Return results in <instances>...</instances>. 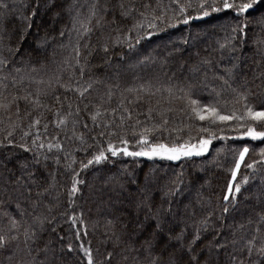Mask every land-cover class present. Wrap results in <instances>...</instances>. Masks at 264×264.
Returning a JSON list of instances; mask_svg holds the SVG:
<instances>
[{"label": "trees", "instance_id": "obj_1", "mask_svg": "<svg viewBox=\"0 0 264 264\" xmlns=\"http://www.w3.org/2000/svg\"><path fill=\"white\" fill-rule=\"evenodd\" d=\"M185 2L39 0L32 16L37 0H0L7 5L0 8V51L11 61L0 72V77H7L0 81V103L8 104L0 108V141L4 144L0 146V234L18 237L0 248V264H31L33 258L34 264H87L83 249H90L94 264H108L109 253L110 264L146 262L148 253L137 250L152 227L146 226L143 232L137 227L147 211L138 210L137 205L150 195L153 210L162 203L167 208L169 201L161 197L181 182V190L170 198L175 220L169 216L166 229L171 226L173 235L184 229L187 243L201 228L195 248L203 250L202 261L211 245L212 264H233V256L235 264H264V258L241 251L253 236L257 237V247L264 237V138L243 136L249 124L257 131H264V124L251 120L213 122L211 118L201 121L193 111V107L211 105L222 115L235 112L240 116L246 104L264 109V45L258 44L264 40V31L250 26L246 43L241 46L238 40L232 41L236 46L233 50L227 44L235 35L232 27L239 23L233 14H213L184 24L179 5ZM192 2L187 15L195 17L199 15V0ZM93 5L97 15L89 22ZM129 8L134 10L122 15ZM77 14L90 33L81 36L73 30L72 17ZM150 24L156 27L150 28ZM76 27L83 31L80 23ZM25 30L26 38L21 40ZM148 32L152 35L147 36ZM129 35L130 41L125 39ZM137 37L145 38L137 44ZM43 38L49 42L38 49ZM117 39L123 43L116 44ZM77 43L79 65L74 51ZM129 43L133 47L129 48ZM222 44L226 46L222 48ZM9 47L13 51L19 48V54L12 56ZM80 66L85 67L83 77ZM16 68L21 71L15 72ZM56 76L59 83L53 79ZM89 83L93 86L83 98L65 87L86 88ZM38 90L46 95H41V104L35 107L31 100ZM28 94L29 100L12 102L13 97ZM192 100L198 104L193 105ZM97 111L101 115L94 122L91 116ZM61 118L66 123L57 126ZM37 119L39 125L30 127ZM10 131L14 147L5 139ZM24 131L30 133L27 138H22ZM37 135L43 149L32 145ZM142 136L149 146L196 144L210 136L216 139L204 155L178 161L106 153L107 160L81 167L109 143L121 147V139L128 140L129 150H140L137 142ZM22 143L33 150L25 152L19 146ZM48 143H59L63 150L53 147L49 151ZM244 147L249 151L233 179L232 170ZM34 153H39V164L34 163ZM21 162H27L26 170L20 168ZM29 172L35 175L29 177ZM77 174L85 183L78 185L79 192L70 199ZM145 174L149 183L142 193ZM16 177L22 178L19 183ZM229 181L241 185V191L235 194L233 188L235 199L226 201ZM225 207L228 212H224ZM12 218L21 222L18 230L11 227ZM205 219L206 229L202 227ZM25 228L36 233L35 242L29 241L27 246ZM163 244L164 238H160L156 252ZM216 245L224 247L217 249Z\"/></svg>", "mask_w": 264, "mask_h": 264}, {"label": "snow or ice", "instance_id": "obj_2", "mask_svg": "<svg viewBox=\"0 0 264 264\" xmlns=\"http://www.w3.org/2000/svg\"><path fill=\"white\" fill-rule=\"evenodd\" d=\"M121 9L124 8V5H120ZM0 8H7L6 4L0 3ZM39 8V0H37V6L36 9L33 10L32 16H35L36 10ZM193 8V2L192 0H186V2L182 5H179V11L181 14L185 16L183 19L184 24H188L190 20L192 19H203L205 17H209L213 14H219V13H228L231 12L233 14V18L238 20L239 23L236 24V26L232 27L231 31L235 35L231 37L227 41V44L230 45L233 50H236L235 44L232 43L234 40H238L241 46H243L246 43L247 40V30L250 26H258L262 31H264V0H199V3L196 5V8L199 12V15L195 17H191L187 15V10ZM133 8H129L127 11L122 12V15L127 16L131 11H133ZM107 11V9H105ZM97 15V9L96 5H93L92 10L90 12L89 22L91 20V17H95ZM143 15V14H142ZM243 17L242 20L240 18ZM158 19V18H157ZM73 20V30L79 32L81 36L90 33L91 29L81 23L79 21V14L77 16L72 17ZM77 23H80V27L83 29L82 32L77 29L76 25ZM176 25H170V27H175ZM31 25L29 24V28ZM150 28H155V24H150ZM131 32V30H129ZM65 35V31L62 29L60 32V37L63 38ZM152 32H148L147 36H151ZM26 38V30L25 33L21 35V40H24ZM145 37H137L136 43H140V40ZM2 37H0V42H2ZM125 39L131 40V36H126ZM49 42L48 38H43L37 43V48H43L45 47ZM116 44L123 43L122 40L117 39L115 41ZM260 45H264V40H261L258 42ZM129 48L133 47L132 43H129ZM226 45L222 44L221 47H225ZM0 49H2V43H0ZM104 52H108V47H104ZM9 53L12 56L19 54V48H16L14 51L11 49V47L8 48ZM75 57H76V64L79 65V57H80V51H79V43L75 46ZM148 58L146 57L145 60ZM11 61L6 58L2 51H0V72H3L6 68L9 67ZM197 69H193V71H196ZM15 72L19 73L21 70L19 68L14 69ZM85 72V67L80 66V76L83 77ZM7 77H0V81L3 79H6ZM55 81L59 83L60 78L58 76L54 77ZM221 79H223L221 77ZM98 82V81H97ZM225 84L228 83L227 80L224 81ZM93 84L89 83L86 88H71L69 86H65L66 90L76 91L81 98L84 97V95L91 90ZM235 92L236 90L233 89ZM2 95V94H0ZM31 94H28L23 97H13V101H18L20 99H23L25 101L29 100ZM41 95H46V93L41 92L40 90L37 91V94L34 98H32L31 103L35 107H39L41 104L40 97ZM111 96V91H109V97ZM244 99H247V97H243ZM57 100H59V97H57ZM191 103L193 105H197L198 102L195 100H192ZM8 107V104L0 103V108H6ZM71 107V105H69ZM87 107V105H85ZM245 113L244 115L237 116L235 112H232L228 115H222L217 110L215 106L206 105L203 108L199 107H193V111L196 113L197 117L204 121L207 118H211L213 122L215 120H219L221 122H229L233 120L245 122L246 120H251L256 123L264 124V109L256 110L254 106L252 105H245ZM77 114H79V108H77ZM17 114H19V105L17 104ZM58 115V113H57ZM68 115H71V112L68 113ZM101 113L97 111L95 114L91 116V119L95 122L97 120V117L100 116ZM40 120H34L33 124L30 125V127H34L36 125H39ZM66 123L65 119L61 118L57 122V126L64 125ZM166 123V122H165ZM243 127V123L241 125ZM87 127V125H85ZM45 128H47V125H45ZM201 131H207V129H201ZM30 135L28 131L23 132L22 138H27ZM103 135V133H101ZM13 136V132H8L5 139L7 140L8 146H15L14 141L11 139ZM243 136L250 137L252 140H256L258 138H264V131H257L251 124H249L246 128V131L243 132ZM40 137L37 135L32 140V145L35 146L38 149L44 148V143L40 142L38 143ZM81 141L83 142V137H79ZM191 139V138H190ZM216 139L215 136H210L207 139H199V143L192 144L190 141L185 143H177L173 144L172 146L166 145L164 143L154 144L149 146V141L144 138L143 136L141 139L137 142V145L140 146L139 151H129L128 148V140L127 139H121L120 144L121 147L113 146V144L109 143L106 149H101L98 154L94 155L91 159L87 161L86 164H82L81 167L86 169L89 166L93 164H99L102 161H105L108 159V156L106 153H110L112 157H116L120 154H123L124 156L128 157H147L149 159H152L154 157H159L162 159H167L171 161H178L181 160V158H188L192 156H202L205 153L209 151V146L212 143V140ZM0 146H4L3 141H0ZM25 152L32 151L33 149L30 148L27 144H20L19 145ZM55 147L59 150H63L62 146L57 144L48 143V149L51 151V149ZM249 148L244 147L242 150L239 151V158L236 160L235 169L232 170V177L235 179L237 175V170L240 167L241 162L244 160L246 153H248ZM262 154H264V150H262ZM37 158L34 160V163L39 164L40 160L38 159L39 153H34ZM49 157L47 155L44 156L45 162H47ZM57 164H59V159L57 158L55 161ZM20 168L27 169L28 164L27 162H21ZM68 167H71V165H68ZM249 168L252 167V165H248ZM35 173L29 172L28 176L32 177ZM182 175V173H181ZM21 177H16L15 182L19 183L21 181ZM247 182V179L245 180ZM85 181L78 179V174L73 177L72 180V187L69 192L70 199L72 196H74L77 192H79L78 185L84 184ZM132 183H136L135 180H132ZM149 183V176L148 174H145V187L140 189V191L143 193L147 191ZM182 183V182H181ZM181 183H174V187L171 188L169 191L165 192L163 196L161 197V200H168L169 206L165 208L163 206V203L157 207L155 210H153L151 199L152 197L146 196L138 205L137 208L139 209H146V214L144 216V220L141 221L138 224V228L141 232H143L146 228V226L152 227V232L150 233L149 237L146 238L141 245V249L137 251H144L148 253V257L145 261L137 260L136 264H212L211 254H212V246L209 245L208 251L209 255L206 257L203 261L201 260V256L204 255L203 250H200L199 252L196 251L195 244L200 239V232L201 228H197L196 235L192 238L191 241H188L185 243V231L184 229H181L179 232L172 234L174 229L170 226L167 229L165 228L166 223L169 222V216L172 217L173 220H175L176 213L173 212V209L171 207V197H174L180 190H181ZM233 188L235 190V194H239L241 191V185L235 184L231 181H229L228 185V193L225 194L224 200L229 199H235V195L233 193ZM47 191V189L45 190ZM229 209L227 207L224 208V212H228ZM73 222H75L76 218H72ZM261 220L264 221V216L261 217ZM20 221L16 220L15 218L11 219V227L12 229L19 228ZM43 221H41V224ZM112 221H109V224H111ZM202 227L206 229L208 227V221L205 219L202 221ZM242 227V226H241ZM256 231L259 233L260 228L257 227ZM17 236H7L4 234H0V248H4L7 246L9 239L16 240ZM24 238H25V245H28L29 241H32L33 243L36 240V233L35 231H32L28 228H25L24 230ZM160 238H164V244L161 246L159 252H156V243ZM257 237L253 236L251 239L246 241L245 247L241 249V251H247V254L249 257L255 253L258 257L264 258V237L261 238L260 246H256ZM235 242V241H234ZM224 247L223 245H216L217 249H220ZM173 249L172 251H169V249ZM69 250H71V246H69ZM85 256L87 257V264H94L91 251L90 249H83ZM155 253V254H153ZM28 255H31V250H28ZM112 253L108 254V264H110ZM11 259V257H10ZM233 264H235V256L232 257ZM35 258H33V261L31 264H34ZM41 264H44V262H41ZM241 264H243V261H241Z\"/></svg>", "mask_w": 264, "mask_h": 264}, {"label": "rangeland", "instance_id": "obj_3", "mask_svg": "<svg viewBox=\"0 0 264 264\" xmlns=\"http://www.w3.org/2000/svg\"><path fill=\"white\" fill-rule=\"evenodd\" d=\"M197 145H198V143H196ZM129 151H131V150H129ZM133 151V150H132ZM137 151H139V150H137ZM145 158H147V157H145ZM154 158H159V157H154ZM183 158V157H182Z\"/></svg>", "mask_w": 264, "mask_h": 264}]
</instances>
